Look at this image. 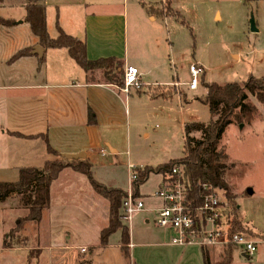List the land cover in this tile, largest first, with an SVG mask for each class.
<instances>
[{
  "label": "crops",
  "instance_id": "crops-1",
  "mask_svg": "<svg viewBox=\"0 0 264 264\" xmlns=\"http://www.w3.org/2000/svg\"><path fill=\"white\" fill-rule=\"evenodd\" d=\"M112 2V0L102 1L101 3L106 7L101 12H88L89 6H97L89 0H45L47 28L50 34V23L52 24L50 11H55L56 23L58 22L62 31L86 43L89 60L113 57L121 60L124 68L126 66L136 68L139 72L140 87L136 90L138 98L135 99L130 98V89L126 93L123 89L102 82L89 84L86 74L70 58L66 49L44 50L45 62L42 65L39 63L38 55L9 63L20 50L33 48L34 52L39 44L29 25L24 22L25 15L20 19L3 18L14 20L16 24L12 27L0 25V182H16L21 169H40L45 162L56 158L48 153L43 136L48 137L51 148L58 152L61 158L67 154L84 153L85 160L95 169V166L102 161L99 157L117 159L121 155L119 142L122 128L130 118L132 105L138 108V119L142 120L148 114L158 116L160 111L166 108L170 110L171 101L174 98L172 100L153 99L147 88L174 86L175 82H169L173 76L171 70L166 71L167 63L163 58L156 52L151 53L145 46L137 50L135 55L129 56L128 12L114 11L109 6ZM151 3H155V6L142 7L144 17H147L145 21L149 23L144 24L147 25L145 28L148 31L145 36L160 43L161 46L163 38H166L163 27L167 31L166 22L170 17L157 15L154 10L167 4L172 10L180 13V7L176 0H160V2L157 0ZM24 5L25 3L23 7ZM151 8L153 12H149ZM215 17L221 19L219 10L215 12ZM134 22H137V18ZM140 25L134 24L131 32L135 33L138 40ZM50 36L52 37L51 34ZM194 97L188 94L189 101L184 104L178 96L181 102L179 115H183L185 111L183 106L198 102L193 99ZM160 102L163 104L159 105ZM90 112L93 114L91 123ZM167 118L169 120L170 116L167 115ZM187 120L181 118L179 121L183 134ZM189 121L190 123L201 122L195 117ZM14 134H21L23 137ZM145 137H149V134L145 133ZM183 154L185 155V149ZM178 159L181 158L171 159L165 163ZM113 164L112 161L110 165H107L108 168H113ZM145 167L154 168L155 166ZM155 176L160 178L157 185L159 189L164 177ZM84 177L71 168L63 170L51 185L50 205L46 213L51 214L52 201L56 198L61 207L80 208L88 222L97 223L96 232H100L101 235L102 230L108 225L109 205L95 193L88 179ZM109 179L97 181L110 188L124 190L128 187L129 183L124 188L120 187L118 179L114 177ZM154 193H141L139 188L140 199L145 202V205L151 199L157 200L153 196ZM151 203L155 205L150 203L146 205V211L141 213L144 214L141 220L138 216L135 218L136 225L142 223L148 226L151 215L155 223V216L151 209L154 210L157 204L160 206L161 202L156 203L153 200ZM237 210H240L238 204ZM45 215L43 212L42 222ZM238 220L253 233L250 238L257 243V252L250 257L242 249L236 248L232 254L231 264H264V231L260 229L259 231L252 223L242 218ZM161 231H163L162 237L165 240L168 239V243L167 241L162 243L158 236H148L145 238L146 241L135 242L137 235L133 231L131 233L130 224V258L124 257L120 246L121 235H118L114 243L110 241V245L102 247L104 251H107L105 252L107 264H204L203 248L174 246L171 244V231L166 229ZM225 248L205 249L209 252L212 263L217 264L222 259Z\"/></svg>",
  "mask_w": 264,
  "mask_h": 264
},
{
  "label": "rangeland",
  "instance_id": "rangeland-1",
  "mask_svg": "<svg viewBox=\"0 0 264 264\" xmlns=\"http://www.w3.org/2000/svg\"><path fill=\"white\" fill-rule=\"evenodd\" d=\"M89 1L97 6H89L88 12H101L106 7L101 3L104 0ZM112 1L109 6L114 11L128 12L129 56L135 55L142 46L150 49L151 53H158L167 63L166 71L171 70L173 75L169 82H178L182 86L175 89L176 95L181 99L183 95L203 96L206 92L203 83L197 91H186L191 80V65L197 64L204 68L205 73L200 77V82L203 79L206 83L241 84L250 76L264 77V0L247 3L245 0H176L179 12L189 28L174 17L168 18L167 31L163 27L166 38H163L161 46L145 36L148 32L145 27L149 23L145 21L147 17H144L142 10V7L155 6L151 2L157 0ZM25 2L26 0H0V18H22L25 15ZM217 10L221 13V19L215 17ZM170 11L172 10L167 4L156 10L160 16H170ZM55 17V11H50L52 38L57 35ZM135 18L137 22H134ZM138 23L141 24L139 40L135 33H131L134 24ZM96 78L102 79L101 75ZM136 90L135 87L130 88V98H138ZM178 96L171 101L170 110L166 108L158 116L148 114L144 120L138 119V108L133 105L130 107V118L122 128L119 142L121 155L117 159L99 157L102 161L93 169L95 180L107 181L114 177L119 180L120 187L125 188L135 169L142 170V167L148 165L157 167L184 156V134L179 121L186 118L190 123L189 119L195 117L207 123L211 120V115L208 107L198 102L183 106L185 111L183 115H179L181 102ZM252 101L259 108V117L248 127L230 125L223 135L221 148L228 155V163L233 166L226 174V181L232 194H235L234 204H238V207L240 205L235 218L249 221L258 230L264 231V107L254 99ZM161 104L163 103L160 102L159 105ZM167 115L170 116L169 120ZM145 133L149 137H145ZM194 137L200 139L201 135L196 133ZM112 161L114 167L108 168L107 165ZM159 182L158 176L151 175L140 187L141 193L156 192ZM162 182L167 181L164 178ZM130 188L134 193L133 185L130 184L121 190L128 194ZM222 194L224 192H219V195ZM20 199L19 196H14L0 203V264H107V251L100 246V232H96L98 225L88 222L80 208L61 207L57 199L53 198L51 214L46 213L45 209L43 222L37 224L26 220L28 211L23 208ZM153 200L160 203L159 200ZM226 202L227 210L231 212V204L227 200ZM149 203L146 202V205ZM157 205L154 209L159 207ZM151 211L154 213L152 209ZM143 215L139 213L134 217L133 228L131 222V233L133 231L137 235L135 242L146 241L148 236H158L162 243H168V239L162 237V229L155 225L152 215L148 226L142 223L136 225L135 218L138 216L141 220ZM123 224L129 225L130 229L129 223L123 221ZM118 235H121L120 231L110 241L114 243ZM82 246L86 249L84 253L81 252Z\"/></svg>",
  "mask_w": 264,
  "mask_h": 264
},
{
  "label": "trees",
  "instance_id": "trees-1",
  "mask_svg": "<svg viewBox=\"0 0 264 264\" xmlns=\"http://www.w3.org/2000/svg\"><path fill=\"white\" fill-rule=\"evenodd\" d=\"M256 1L245 0L246 3ZM24 9V22L29 25L40 47L45 51L66 49L70 58L86 74L89 84L102 82L118 89H124V65L121 60L113 57L89 60L86 43L82 39L65 34L58 22L56 23L58 36L52 38L47 28L45 0H26ZM170 10L172 9L170 8ZM149 12H153V9H149ZM154 13L159 15L156 10ZM168 17H174L178 22L188 27L185 18L178 12L172 10ZM15 24L14 20L0 18V25L4 27H12ZM34 55L37 56L34 54L33 48H25L17 52L9 63ZM44 62L45 55L43 54L39 58V63L42 65ZM97 75H101L102 79L98 80ZM202 83L206 90L205 95L195 96L193 99L208 107L211 120L207 123L191 122L185 125V155L183 158L172 160L155 168L135 169L137 179L133 183V196L140 198L139 188L148 181L151 175H162L167 182H175L177 179H181L186 188V200L191 210L201 206L205 197L210 194L211 190L203 189L205 186L212 188V190H220L224 192L225 199L231 204V212H229L230 232L252 237L253 233L235 218L237 214V206L234 204L235 196L226 181V174L233 166L228 163L229 158L221 148V141L230 125L248 127L259 117V108L252 100L254 99L257 104L264 107V77L250 76L241 84L220 85L206 83L203 79L200 84L202 85ZM175 89L177 90L176 86H150L147 91L153 99L172 100L178 96ZM186 91L190 90L187 88ZM181 100L184 104L189 101L186 95H183ZM89 118L91 123L93 120L92 112H90ZM196 133L201 135L200 139L194 137ZM14 135L23 137L21 134ZM43 139L47 144L48 153L56 158L45 162L40 169H21L16 182H0V203L6 202L11 197L19 196L21 205L28 211L26 220L38 224L42 221L44 210L50 205L52 183L58 179L63 170L71 168L84 175L95 193L106 200L109 205V221L107 227L101 232L100 246L107 247L110 245V238L120 231L121 251L124 257L129 259L130 229L129 226L123 224L124 202L127 193L98 182L93 176L92 165L87 160H65L51 148L47 136H43ZM174 169L179 171L177 175L173 174ZM206 249H202L204 264H213ZM234 249L236 247L233 245L227 246L223 251L222 259L217 264H231Z\"/></svg>",
  "mask_w": 264,
  "mask_h": 264
},
{
  "label": "built area",
  "instance_id": "built-area-1",
  "mask_svg": "<svg viewBox=\"0 0 264 264\" xmlns=\"http://www.w3.org/2000/svg\"><path fill=\"white\" fill-rule=\"evenodd\" d=\"M191 80L187 84L190 91H197L200 85V77L204 74V68L199 65H191ZM124 89L128 93L131 87H140L139 72L132 66L124 68ZM174 86H181L175 83ZM134 170V169H133ZM173 174L179 171L174 169ZM137 179L136 170L132 171L129 177V184ZM204 190L210 191L205 197L204 203L191 210L186 200V188L181 179L175 182H163L154 193V197L161 202L160 206L154 209L155 224L161 229L170 230L171 244L178 247L198 246L201 248H225L233 245L242 249L248 256L257 252V243L246 234L230 232L229 212L225 196L219 195L220 190H212L205 186ZM146 211L145 202L133 196L130 188L124 202L123 220L131 224L134 217ZM81 252H86L85 248Z\"/></svg>",
  "mask_w": 264,
  "mask_h": 264
},
{
  "label": "water",
  "instance_id": "water-1",
  "mask_svg": "<svg viewBox=\"0 0 264 264\" xmlns=\"http://www.w3.org/2000/svg\"><path fill=\"white\" fill-rule=\"evenodd\" d=\"M254 26V24H253ZM253 30L256 31V29L253 27ZM44 49L40 46H37L34 49V54L38 55L39 57H41L43 55ZM243 127V125H241V128ZM65 160L68 161H79V160H85L86 159V154L84 153H79V154H74V155H63L62 156Z\"/></svg>",
  "mask_w": 264,
  "mask_h": 264
}]
</instances>
